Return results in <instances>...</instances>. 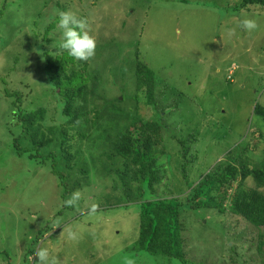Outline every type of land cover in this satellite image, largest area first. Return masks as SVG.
I'll list each match as a JSON object with an SVG mask.
<instances>
[{
	"label": "rangeland",
	"instance_id": "374dc122",
	"mask_svg": "<svg viewBox=\"0 0 264 264\" xmlns=\"http://www.w3.org/2000/svg\"><path fill=\"white\" fill-rule=\"evenodd\" d=\"M239 4L240 0H0V264H23L30 248L34 253L29 264H38L35 253L42 248L49 253L46 264H171L163 256H140L129 261L126 255L138 251L135 204L128 212L113 211L110 217L106 212H91L99 197L97 186L110 183V172L102 170L105 158L97 157L103 149L97 147V140L68 143L72 152L79 153L67 174L68 199L80 193L71 216L68 212L56 216L63 202L50 165L16 154L14 139L21 128L13 126L15 120L10 124L14 107L12 99L5 97V90L22 93L25 112L45 109L43 135L61 129L58 97L44 88L48 78L42 72L43 55L46 52L54 56L59 42L57 22L54 29L48 30L57 21L56 10L71 11L87 20L97 40L96 55L86 61L91 80L96 77L99 81L96 93L121 115L137 116L138 127L155 122V112L145 106V88L137 91L133 71L137 63H146L157 73L159 67L165 68L159 75L168 81L164 86L175 91H170L169 101L163 100L164 95H159L158 101L170 104L180 95L184 103L168 115L169 131L176 124L181 131L203 136L198 145L189 147L188 158H183L174 133L162 134V149L172 160L168 159V167L174 174L167 185L181 181L176 167L185 163L192 185H197L213 169L222 170L216 168L226 158L225 150L239 141L231 143L232 136L236 140L243 135L241 139L247 143L250 140L252 147L257 145L248 149L249 169L264 159V122L251 115L256 103L264 108V7L240 9ZM244 18L256 20L258 28L244 31L240 26ZM229 75L231 80L227 79ZM136 94H142L140 102L134 99ZM183 114L188 115L187 120L180 122ZM251 132L254 138L248 139L246 135ZM238 182L228 190L221 205L212 202L215 206L181 215L182 233L188 238L185 252L202 264H234L225 245H235L242 264H260L254 229L228 212ZM242 186L254 188L253 180L246 179ZM169 192L166 189L160 194L169 199ZM173 197L181 199L183 205L189 204L187 194ZM69 228L78 229V240L68 238ZM4 251L9 261L1 254Z\"/></svg>",
	"mask_w": 264,
	"mask_h": 264
},
{
	"label": "trees",
	"instance_id": "16d2710c",
	"mask_svg": "<svg viewBox=\"0 0 264 264\" xmlns=\"http://www.w3.org/2000/svg\"><path fill=\"white\" fill-rule=\"evenodd\" d=\"M251 6L264 7V0H240L238 8L246 9ZM56 22L54 21L48 30L54 29ZM55 52L56 54L51 57L46 52L43 55L42 72L48 78L44 88L51 89L58 97L57 106L61 107V129L50 130L47 131L49 135H43L41 122L46 116L45 109H31L25 112L26 98L22 93H9L6 90L4 93L6 98L12 99L11 105L14 107L10 124L15 120L12 125L21 128V134L14 139L17 156H26L41 165L49 164L51 175L58 181L63 207L56 216L59 217L63 212H68L71 216L76 210L75 206L64 203L68 200L70 192L68 169L76 154H79L72 152V146L68 143L76 139L94 138L99 142L97 147H103L97 156L100 159L105 158L102 170L110 172L109 185L97 186L99 197L94 204L95 212H106L109 216L113 211L128 212L129 207L135 204L132 206H135L133 214L138 215V238H136L138 251L126 255L129 261H135L134 259L140 256H163L169 259L171 264H202L201 261H196L193 254L190 256V252H185L188 238L182 233L181 215L196 208L215 206L212 202L221 205L228 190L240 178L230 198L228 212L239 216L254 229L255 253L259 257L260 264H264V159L252 169H249L247 159L249 147L253 149L257 145L252 147L250 140L247 143L246 139H241L243 135L238 136L236 140L233 138L235 136H232L231 143L239 141L232 149L225 150L227 156L218 162L216 168H221L220 172L213 169L202 177L197 185H192L193 181L189 179L185 163L179 169L176 167L181 181L175 185H167V182L174 178V174L168 167V159L171 163L172 160L162 149L165 140L162 134L171 131L174 133L183 158H188L189 147L193 144L198 145L203 136H199L198 132L191 135L185 130L181 131L176 124L169 131L166 123L168 115L173 114L174 108L184 103L180 95L170 104H162L158 101L159 95L160 97L164 95L163 100L169 101L168 98L173 93L170 91H175V88L169 89L164 86L168 81L159 75L165 68L159 67L157 73L146 63H137V69L133 71L137 91L145 88L143 93L145 106H151L155 112L153 115L155 122L149 121L138 127L140 120L137 116L129 118L127 115H121L112 103L99 97L96 93L98 78L94 77L91 80V75L86 71L88 67L86 62L76 61L58 46L55 47ZM231 75L227 77L228 80H231ZM141 95L136 94L134 99L140 102ZM253 99L256 102L257 96ZM90 115H93L91 120ZM251 115L256 117V120L262 118L264 122V108L261 105L256 103ZM187 117L188 115L183 114L179 121L183 122L182 120H187ZM175 120L178 121V118L176 117ZM202 124L206 125L205 122ZM69 131L73 134L69 135ZM97 131L99 134L95 136ZM178 134L180 137H176ZM225 134L227 135L226 132ZM253 135L254 132H251L246 136L251 139L254 138ZM262 156L264 157V152ZM78 173H83V170L78 169ZM248 178L253 180L252 189L242 186ZM166 189L170 190L169 199H163V195L160 194ZM178 194H187L186 200L189 204L183 205L181 199L173 197ZM208 201L211 203L209 204ZM219 212L223 213L220 210ZM36 241L35 239L34 242ZM33 251L34 248L27 250L23 264L32 261ZM235 251V245L231 247L225 245V252L231 254L230 261L234 264H242L241 257ZM1 254H5L4 258L9 261L10 257L5 251Z\"/></svg>",
	"mask_w": 264,
	"mask_h": 264
},
{
	"label": "clouds",
	"instance_id": "9594fccd",
	"mask_svg": "<svg viewBox=\"0 0 264 264\" xmlns=\"http://www.w3.org/2000/svg\"><path fill=\"white\" fill-rule=\"evenodd\" d=\"M57 28L60 31L58 47L66 51L76 61L86 62L96 55L97 40L90 33L88 22L83 17H78L71 11L56 10ZM241 28L244 31L252 32L258 28L256 20L244 18L241 21ZM232 32L229 31V35ZM80 193L75 192L64 203L72 206L78 203ZM91 211H95V206ZM68 238L75 241L79 239L78 229L69 228ZM35 255L38 257V264H46L49 253L47 249H39Z\"/></svg>",
	"mask_w": 264,
	"mask_h": 264
}]
</instances>
